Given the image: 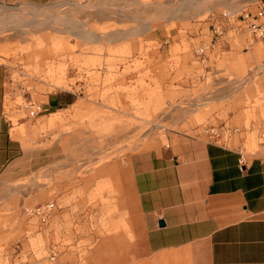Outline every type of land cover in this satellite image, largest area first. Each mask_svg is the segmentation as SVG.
<instances>
[{
    "label": "rangeland",
    "instance_id": "1",
    "mask_svg": "<svg viewBox=\"0 0 264 264\" xmlns=\"http://www.w3.org/2000/svg\"><path fill=\"white\" fill-rule=\"evenodd\" d=\"M262 1L0 3V62L34 78L10 79L19 91L11 105L21 109L12 134H21L26 155L0 178V264H127L114 257L119 245L108 243L110 236L133 235L115 165L118 170L131 152L199 128L211 137L236 129L234 141L248 150L259 147L264 52H253L257 40L241 44L250 46L244 67L241 59L231 65L226 58L203 67L191 50L210 41L224 13L254 11ZM10 13L30 24L3 25ZM161 27L158 38L143 35L151 28L159 34ZM226 78L240 81L230 89L238 93L233 98L216 95ZM49 91L62 95L53 109L45 101ZM30 104L40 106L38 112L31 114ZM40 147H52L59 158L37 166ZM49 201L56 202L52 214L60 213L43 221L34 211ZM99 235L107 242L98 244Z\"/></svg>",
    "mask_w": 264,
    "mask_h": 264
},
{
    "label": "crops",
    "instance_id": "2",
    "mask_svg": "<svg viewBox=\"0 0 264 264\" xmlns=\"http://www.w3.org/2000/svg\"><path fill=\"white\" fill-rule=\"evenodd\" d=\"M51 1L0 3L43 5ZM257 10L258 6L252 12ZM161 28L159 34L151 28L143 35L158 38L164 33ZM250 40L245 31L227 33L221 44L207 48L205 55L199 49L209 45V40L191 53L203 67L212 59L217 65L219 58H226L231 65L241 59L244 67L249 64L244 49L250 48ZM244 43L247 45L241 49ZM256 44L253 52H264V39ZM10 79L34 78L23 69L0 62V178L23 163L26 155L21 134H12L13 116L21 109L11 105L19 91ZM238 83L237 78H226L216 95L233 98L230 89ZM59 99L62 95L58 91H49L46 105L53 109ZM19 124L26 121L21 119ZM201 131H182L165 145L131 152L122 168L116 170L115 165L114 180L120 183L124 208L129 212L127 225L133 233L108 237L109 244L119 245L113 254L120 263L123 259L127 264H264V158L252 157L242 168L239 141L230 144ZM51 148H37L34 164L42 167L57 160L59 153ZM59 213H53L52 219ZM106 238L99 235L95 239L102 244Z\"/></svg>",
    "mask_w": 264,
    "mask_h": 264
},
{
    "label": "built area",
    "instance_id": "3",
    "mask_svg": "<svg viewBox=\"0 0 264 264\" xmlns=\"http://www.w3.org/2000/svg\"><path fill=\"white\" fill-rule=\"evenodd\" d=\"M224 19L215 24L213 28V35L210 40V44L206 45L199 49L201 55H205V50L208 48H213L224 40V36L227 33L235 34L241 31L248 33L249 37L252 40H263L264 39V0L258 5V10L253 13L247 8H242L237 11L231 12L227 11L224 13ZM30 107L31 114L38 112L34 104ZM236 132V129H227L225 135H221L219 132H215L212 136L215 138H220L227 143L232 144L233 134ZM221 135V136H220ZM258 148L248 150L245 142L239 145L240 148V165L242 168H245L248 162L252 157L262 156L264 158V124L262 130L258 136ZM56 207L55 201H49L46 203H41L35 208V213L41 217L43 221H46L52 214L53 210Z\"/></svg>",
    "mask_w": 264,
    "mask_h": 264
},
{
    "label": "bare ground",
    "instance_id": "4",
    "mask_svg": "<svg viewBox=\"0 0 264 264\" xmlns=\"http://www.w3.org/2000/svg\"><path fill=\"white\" fill-rule=\"evenodd\" d=\"M188 1V0H187ZM189 1H191V0H189ZM196 1V0H195ZM184 2V1H183ZM192 2H193V0H192ZM186 3V2H185ZM168 11V10H167ZM165 12H166V10H165ZM175 13V11H171V12H169V14L171 13ZM162 14V13H161ZM165 15H168V13L167 14H165ZM164 15V16H165ZM66 19H68L69 21V23L70 24H73V19L72 18H66ZM1 23L3 24V25H12L13 27L15 26V27H18V26H21V25H26V24H30V19L29 18H27V17H25V16H23V15H19V14H16V13H10V14H8V15H6V16H4V17H2V19H1ZM141 26H143V25H141ZM140 26V27H141ZM147 26H149L148 24H147ZM146 27V26H145ZM144 27V28H145ZM79 32H81V33H84V34H86V35H88L89 37H93V36H95L96 38H97V36H99V35H97V33H95V31L94 32H92V30L91 31H89V30H85V29H83L80 25H79V27H78V25L75 27ZM142 29V28H141ZM132 30V29H131ZM139 30V29H138ZM132 31H134V29L132 30ZM136 31V30H135ZM123 32L124 31H121V32H119V33H117V34H115V36H117V37H120L122 34H123ZM127 32V31H126ZM130 33L129 34H131V31H129ZM137 32V31H136ZM135 32H133V34H134ZM140 33V32H139ZM127 34V33H126ZM136 34V33H135ZM97 35V36H96ZM128 35V34H127ZM124 36H126V35H124ZM116 37V38H117ZM122 38V37H121Z\"/></svg>",
    "mask_w": 264,
    "mask_h": 264
}]
</instances>
